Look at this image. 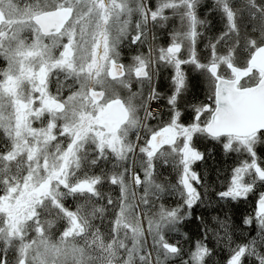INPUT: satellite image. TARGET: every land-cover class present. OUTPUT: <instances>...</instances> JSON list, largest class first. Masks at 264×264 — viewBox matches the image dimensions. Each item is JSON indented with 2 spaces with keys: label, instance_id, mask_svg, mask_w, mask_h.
I'll return each instance as SVG.
<instances>
[{
  "label": "snow or ice",
  "instance_id": "1",
  "mask_svg": "<svg viewBox=\"0 0 264 264\" xmlns=\"http://www.w3.org/2000/svg\"><path fill=\"white\" fill-rule=\"evenodd\" d=\"M0 264H264V0H0Z\"/></svg>",
  "mask_w": 264,
  "mask_h": 264
},
{
  "label": "trees",
  "instance_id": "2",
  "mask_svg": "<svg viewBox=\"0 0 264 264\" xmlns=\"http://www.w3.org/2000/svg\"><path fill=\"white\" fill-rule=\"evenodd\" d=\"M234 156L231 158H226L222 154H219L218 152H214L212 157L208 161L209 165V175H210V181H215L217 188L220 187V180L224 179L228 175V168L230 165L233 164ZM220 169V177L217 179V173L216 170ZM170 200H173L174 198H169ZM243 210V209H242ZM190 227H193V225H190Z\"/></svg>",
  "mask_w": 264,
  "mask_h": 264
},
{
  "label": "rangeland",
  "instance_id": "3",
  "mask_svg": "<svg viewBox=\"0 0 264 264\" xmlns=\"http://www.w3.org/2000/svg\"><path fill=\"white\" fill-rule=\"evenodd\" d=\"M207 3H211V0H206Z\"/></svg>",
  "mask_w": 264,
  "mask_h": 264
}]
</instances>
